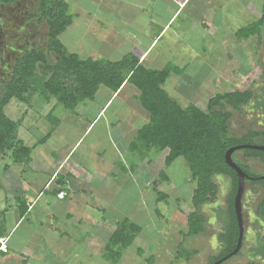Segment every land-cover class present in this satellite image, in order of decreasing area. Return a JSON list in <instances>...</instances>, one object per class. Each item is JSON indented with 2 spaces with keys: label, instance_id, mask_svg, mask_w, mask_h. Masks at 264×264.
Listing matches in <instances>:
<instances>
[{
  "label": "rangeland",
  "instance_id": "rangeland-1",
  "mask_svg": "<svg viewBox=\"0 0 264 264\" xmlns=\"http://www.w3.org/2000/svg\"><path fill=\"white\" fill-rule=\"evenodd\" d=\"M32 1L34 2L35 0H29V2H31L30 6L34 7ZM62 1L68 6V14L73 16V20L74 18L76 20L79 18V21L83 22L84 19H88L85 13L82 15L76 11L82 10V12H88V10H90V0ZM196 1L198 0L194 2ZM194 2L192 8L186 13L183 12V16H197L199 19L204 18L203 23L206 24L208 17L207 10L201 8L196 14L193 12V10H196L194 8ZM263 2L264 0H229L222 6L225 9L223 12L221 6L218 7L216 4L208 6L209 9H211V7L215 9V13L214 11L213 13L209 12V15L213 14V24L214 22L216 23L213 31H217L212 34V38L211 34L204 33L201 27L196 28L195 26L192 28V31H190L192 33L188 35V32H180L177 35L178 38H172V34L168 33L163 38H159L161 40L147 59L146 66L153 67L151 69H161L167 63L175 65L173 63L174 54L185 49L187 42L188 45H191L190 50L192 51H188L186 54L189 57L197 56V59H193L188 67L181 68L183 69L181 75L176 76L171 74L164 85V89L169 96L175 98L180 106L186 107L189 104H194L204 109L207 100L215 93L222 91L231 92L237 89L240 91L250 90L253 93H259V103L264 106V27L261 28L262 33L259 41L256 37H251L246 41H239L238 36H234L236 32H233L236 28L249 25L260 18L262 16L260 14L263 10ZM249 3L253 4L251 5ZM18 10L19 6H15L12 10L8 11V17L14 18L12 23L9 18L7 19L8 21L6 20L10 26H19L16 20L17 16H15ZM21 20L22 25L27 21V19L25 20L23 18H21ZM180 20H183V18ZM79 21V24H77L74 20L71 28H67V31L59 37L68 53H74L82 59L90 57L93 60L101 59L114 62L128 55L135 56L132 45L137 42L136 35L133 36V39H128L124 38L119 32H117V34L115 32H85L83 31L84 27L82 29L83 25ZM30 23L34 25V21H30ZM33 25L32 27L27 25L26 28L28 30L35 28V31H46V27L43 23L40 26L33 27ZM124 32L129 35L132 34L130 31L127 32V30ZM24 33L28 34V37H24L21 40L27 41L26 44L28 46L45 50L49 61L56 60L53 55H50V53L46 51V32H23V34ZM194 34L196 37H194ZM21 40H19V43L24 44ZM230 56L232 61H229ZM138 57L140 61L142 56ZM148 62H153V66ZM13 63L14 57H12L11 54H5L3 56L0 54V78L2 76H7V71L12 68ZM195 87L198 89L194 90ZM94 97V102H90L89 100L85 101L87 104L90 103L88 111L100 108L101 101L104 99L105 94L96 93ZM123 99V95H120L112 105L109 104V111L112 112V110L116 108L121 109L125 107V103L123 104L122 102ZM42 102L43 100L41 101L39 97L35 96L30 101L29 105L11 100L5 108V114L11 120L17 121L19 118L23 117L22 125L18 131V138L25 145L33 146L39 137L46 134L48 127H50L45 117L52 109L55 101L52 100L48 104H43ZM56 107L57 109L61 108L60 110H65L60 112L61 115L55 114L57 112L54 111L56 117L61 118L62 114H69V111L61 106L57 105L55 108ZM251 108L250 106H246L241 113L233 112V117L230 119L229 123L231 134L243 136L247 135L248 128H256L257 130L262 129L258 127L259 125L256 126L257 123L261 121L264 122V116L260 115L261 110ZM126 109L127 114L130 116L128 108ZM76 120V117L63 118L57 129L58 133L61 132L66 139L60 141L57 140L56 135H54L46 145L36 146L33 150L32 158L34 159L36 154H38L39 157H42V162H45L49 160L47 155H53V159L56 160L57 156L64 153L65 150H62V148L71 145L75 138L74 135L82 131L79 129V126H77ZM91 139H93V136ZM124 143L125 142H122V144ZM80 144H78V146ZM83 148L84 147L81 145L75 155L82 152L84 150ZM138 151H140V148L134 149L133 152L135 153L131 152L134 156L129 155V159L135 157L134 159L137 162L132 163L134 166L132 169L138 168L143 172L146 169L149 170L152 176L151 178L153 179L152 182L155 183L154 187L158 192L167 195V201H158L159 203L156 202L157 200L155 201L156 194L153 191L154 187H152V191H150L148 197H146L144 193L142 196V182H140V180H136L137 183L134 185L136 181L132 179L133 177H129L128 175L125 179L124 176L121 177L123 174L119 176L122 171L117 172L113 170L114 176L117 178L116 185L113 179L108 178V180L104 182L107 190L104 188L101 191V197H103V200L105 199L106 206L108 205L105 208L106 212L102 214L106 219L103 221L104 225L102 226L101 234L97 238L90 235L92 230H89L87 227L91 225L90 222H88L89 220H83L81 225H77L76 223L71 224L68 219L62 217L58 218V215L51 211V216H56L55 222L54 219L46 220V217H44V220H41L43 224L48 222L49 225L55 228V233H53V231H42L44 235L43 238L46 240L43 243L45 249H41V242L33 236V242H35L34 245L38 251V257L40 258L39 261L42 264H143L144 258H148L155 250L156 264H170L178 242L176 240V228H179L177 219L179 217L178 213L182 212L181 214L184 215L185 218V216L192 211L190 199L195 184L189 181L190 173L183 158H177L173 162L174 165L168 168L164 165L167 151L158 152L156 150H151L149 153L146 151L140 153L141 151ZM81 155H84V152ZM241 155L242 150L235 152L232 158L237 161ZM88 159L89 157H87V160ZM151 159L153 164L149 166L148 162ZM42 162L36 163V170L34 171L31 164L26 167H20V165L13 164L8 153L0 154V185L2 187V189H0V213H3V209L6 208L8 211L5 218H8V221L4 229L9 226L13 215H15L14 208L20 206L19 200L25 201L23 189L27 188L28 181L32 180L30 186H32L33 183L37 186L42 185L43 175L38 172V168L43 165ZM88 163L89 165L91 164L90 159ZM246 164L251 166L249 170L253 173H257L260 170L257 163L249 164L247 162ZM5 166L9 167L7 171H4ZM136 174L140 176L138 173ZM161 174H163L164 177H162ZM163 179H167V182H163ZM217 179L220 190L217 200H215L217 201L216 204H219V206L212 209L213 205H208L204 206L203 209V214L208 223L207 233L200 236L198 239L195 237L192 243L190 240L186 239L181 247L178 248V251L184 250V252H189L194 249L193 247H196L198 254L192 257L187 264H206L207 256L217 250V243L214 242V244H212L209 240L211 235L209 232L210 229L214 227L212 233H214L215 238H217L219 232L222 230L221 227H223V224L221 218L226 209V200L230 188L228 177L219 176ZM166 186L174 189L171 190L167 188L168 190H165ZM14 189H18L17 191L22 195L15 193L16 191H14ZM4 196L7 197L8 202H6ZM17 196L20 198L17 199ZM100 213L101 212H99V214ZM38 216L41 217V214L39 215V212L37 213L35 211V213L28 215V218L30 219L32 217L35 220ZM72 217L74 218L75 214H73ZM124 219L139 226L140 233L135 235V240L132 245L121 252V259L117 263H112L110 260L103 258V246L114 230L113 224L123 221ZM1 221L2 214L0 215V230L3 227V222ZM27 224L28 222H25L20 227L17 226L18 229L16 228L17 231L11 239L12 242L17 243V241H19L21 234H23V230L25 233L28 232L26 230ZM156 240L160 241L161 244L155 248L154 242ZM21 245L19 246L20 248L23 247ZM138 249L144 253L142 256L136 254V250ZM245 253L246 246L238 256L226 260L223 264H247ZM44 257H46L45 260H43ZM176 264L183 263L180 261Z\"/></svg>",
  "mask_w": 264,
  "mask_h": 264
},
{
  "label": "trees",
  "instance_id": "trees-1",
  "mask_svg": "<svg viewBox=\"0 0 264 264\" xmlns=\"http://www.w3.org/2000/svg\"><path fill=\"white\" fill-rule=\"evenodd\" d=\"M31 17L45 22L46 51L56 60L49 61L45 50L40 48L27 49L16 57L12 68L7 71V76L0 78V154L8 153L13 164L26 167L32 160L36 146L43 145L59 124V119L54 114L55 106L74 111L81 102L92 100L100 88L116 93L123 85L128 84L137 90L136 100L148 117V122L137 130L130 149L140 148V153L151 150L167 151L165 167H169L177 158H183L190 179L195 184L190 199L192 211L186 218L187 231L183 234L184 239L195 238L204 231V218L200 208L214 201L217 196L218 187L213 177L226 175L231 178L232 191L221 218L222 253L211 264L230 254L238 238L234 210L237 176L226 165L224 155L229 148L252 144L256 138L261 139L260 144L264 146L263 133L251 131L244 137H238L229 132V121L233 112L241 113L255 98L253 92L238 89L222 91L209 98L204 109L194 104L182 107L175 98L169 96L164 85L171 74L181 75L183 69L169 63L161 69H151L153 67L146 66V61L140 62L134 55L114 62L82 59L74 53H68L59 37L72 24L73 16L68 14V6L62 0H39L38 11ZM263 27L264 12L257 21L236 32L238 40L246 41L256 37L259 41ZM177 54L181 55L180 52L175 53L174 59ZM35 96L43 100V104L52 100L55 102L45 117L50 125L46 134L39 137L33 146H28L18 138L23 117L13 121L5 114V108L11 100L29 105ZM259 104L257 102L251 109H259ZM242 151L245 157L258 158L264 162V151ZM237 165L247 175L254 176L247 166L239 162ZM4 169L7 170L8 167L5 166ZM161 176L164 177L163 174ZM153 191L157 201L166 199V195L158 192L156 188ZM113 226L114 230L103 246V258L117 263L121 259V252L132 245L140 227L126 219L115 222ZM195 254V250H179L176 260L189 261ZM137 255L142 256L139 249ZM144 262L155 264L153 257H148Z\"/></svg>",
  "mask_w": 264,
  "mask_h": 264
},
{
  "label": "crops",
  "instance_id": "crops-1",
  "mask_svg": "<svg viewBox=\"0 0 264 264\" xmlns=\"http://www.w3.org/2000/svg\"><path fill=\"white\" fill-rule=\"evenodd\" d=\"M194 1L195 0H90V10H88V12H82V10L76 11L77 13H80L82 15H84L85 13L88 19H84L83 22L79 21V18L77 20L74 18V20L76 21L75 23L79 24V21L83 25L82 29L84 27L83 31L85 32H115L116 34L117 32H119L124 38L128 39H133V36L136 35L137 42L136 44L133 43L132 49L135 53V56H142L140 62H145L150 57V54L152 53L155 46L160 42L161 39L159 38H163L168 33L172 34V38H178L177 35L180 32H188V35L192 33L190 31H192V28H194V26L196 28L201 27V30L204 33L211 34V38L212 34H214V32H217L213 31L214 26H216L215 22L213 24V14L209 15V12L213 13L215 9H213L212 7L211 9H209L208 6L216 4L218 7H222L229 0ZM193 2L194 8L197 10H193V12H195L196 14L201 8L207 10L208 17L206 24L203 23L204 18L199 19L197 16H183V12L186 13L190 8H192ZM0 3H6L12 8L15 6H19L20 10H22L21 17L23 19L26 20L30 17L35 21L34 26H40L43 23L46 27L45 22H40L36 18L31 17L33 13H36L38 11L39 0H35L33 2L34 7L30 6L31 2H29V0H0ZM249 4L252 5L253 3ZM252 7L255 8L254 6ZM224 10L225 9L222 7V12ZM263 12L264 11L262 10L260 15H262ZM181 18H183V20H180ZM72 24L68 27V29L71 28ZM241 28L243 27H238L233 32H237ZM32 30L33 32H47V27L46 31H35V28ZM125 30H127V32L130 31V33L132 34L129 35L125 33ZM65 31H67V29ZM234 36H236V33H234ZM194 37H196L195 34ZM190 49L191 45H188V43L186 42L185 49L180 51L181 55L178 56L177 54L175 59H173V63L177 67H188L193 59H197V56L189 57L186 54L188 53V51H192ZM230 60L232 61L231 56L229 61ZM153 62L148 63L153 64ZM131 87L128 84L123 85L122 88L116 93H112L106 88H100L97 93L105 94L104 99H102L101 101L100 108L88 111L90 103L87 104L84 101L81 102L74 109V111H69L68 115L62 114L61 118H58L59 124H61L63 118L67 119V117H76L77 126H79V129L82 131L78 132L77 135H74L75 138L72 141L71 145L67 147L64 145L65 148H62V150H65L64 153L60 154V156H57L56 160L53 159V155H47L49 160L45 162H42V157H39L38 154H36V157H34L35 160L32 158L29 164L32 165V169L34 171L36 170L35 166L37 162L43 163V165L38 168V172L43 175L42 185L37 186L33 183V185L30 186L32 180L28 181L27 188L23 189L25 201L19 200L20 206H16L14 208L15 215H13L9 226H7L5 229L4 226L8 221V218L5 219L6 214H8L7 208L3 209V213H0V215L2 214L1 222H3V227L0 230V246L5 245L6 248V252H2L0 250V264H42L39 261L40 258L38 257V251L34 245L35 242H33V236L36 237V239H39V241L41 242V249H45L43 243L46 240H44L43 238L44 235L42 234V231H53V233H55V228L54 226L49 225L48 222H46V224H43L41 220H44V217H46V220L54 219L55 222L56 216H51L52 212L54 214H57L58 218L62 217L64 219H68L71 224L76 223L77 225H81L83 220H89L88 222H90L91 225L87 227L89 228V230H92V233L90 235H93L95 236V238H97L101 234L102 226L104 225L103 221L104 219H106V217H104L102 214L106 212L105 208L108 206H106L105 199L103 200V197H101V191L104 188L105 190H107L104 182L108 180V178L113 179L115 181L114 184L116 185L117 178L114 176L113 170L117 172L122 171L119 176L123 174L121 175V177L124 176L125 179L129 175V177H133L132 179L134 181L140 180V182H142V187L140 186L142 190V196L143 193L146 197L149 196L150 191H152V187H154L155 185V183L152 182L153 179L151 178L152 176L149 170L146 169L143 172L138 168L132 169L134 167L132 163L137 162L134 159L135 157H131V159H129V155L134 156V154H131L133 150L130 149V144L134 141L137 130L148 122L146 112L139 106L136 100L138 92L134 87ZM197 89L198 88L195 87L194 90ZM120 95H123L124 99L122 100V102L123 104L125 103L126 106L121 109L116 108L112 110V112H110L109 104L112 105L113 102L120 97ZM253 95L255 98L250 101L247 107H252L255 105V103L257 104V102L259 104V93H253ZM255 99H257V101ZM94 100L95 97L89 101L94 102ZM132 104H134L135 106ZM259 105L260 108L258 110H261L260 115L264 116V106H262L261 104ZM126 108H128L130 116L127 114ZM60 109L61 108L57 109L56 107L55 111L57 113L55 114L61 115L60 112L65 111ZM59 124L52 132L48 140L44 143L45 145L48 143V141L51 140L54 135H56L57 140L63 141L66 139V137H64L61 132L58 133L57 128L59 127ZM257 125H259L258 127L262 129L257 130L255 128L250 130L264 134V122L261 121L257 123L256 126ZM92 136L93 139H91ZM122 142L125 143L122 144ZM261 142V139L258 138L254 140L255 145H257V143L260 144ZM44 144L40 146H44ZM78 144L80 145L78 146ZM81 145L84 147V150L75 155ZM83 152L84 155H81ZM242 155H244V153ZM87 157H89L90 159V165L88 163L89 159L87 160ZM246 163L244 162V165L250 168L251 166ZM148 164L149 166L153 164L152 159L148 162ZM173 165L174 163H172L170 166L172 167ZM7 170L4 169V171ZM136 173H138L140 176H138ZM219 176L226 175H217L213 177L214 183L218 187L217 196L219 195L220 190L217 179ZM137 181L134 185H136ZM164 181L167 182V179H163V182ZM189 181L193 183L191 179H189ZM228 182L230 185L228 194H230L232 191V180L230 177H228ZM167 188L168 186H166L165 190L174 189ZM0 189H2V187H0ZM17 190L18 189H14V191H16L15 193L22 195ZM58 194H64L62 199L57 198ZM217 196L215 198L216 200ZM4 197L6 202H8L7 197ZM16 198L19 199L20 197L17 196ZM167 199L168 197L165 199V201H167ZM215 199L211 203L203 205L200 208V213L204 218V231L201 235L196 237V239L207 233L206 230L208 229V223L206 221L205 215L203 214V209L204 206L208 205H213L212 209H214V207H218L219 204H216L217 201ZM156 202L159 203L158 201ZM35 211L37 213L39 212V215L41 214V217L38 216L40 220L38 219V217H36L35 220L32 217L30 219L28 218V215H30L31 213H35ZM99 212H101V215L99 214ZM181 213L182 212L178 213L179 217L177 218L179 228H176V240L178 242L176 244V250L174 251V256L170 264H176L180 261L183 264H187L192 259L191 258L189 261L176 260L178 248H180L186 240L183 238V234H185L187 231L186 218L188 214L184 218V215H182ZM73 214H75L74 218L72 217ZM25 222H28V224L26 225V230L28 232L25 233L23 230V234H21L19 241H17V243L12 242L11 239L16 233L18 227H20ZM221 228L222 230L219 232L217 238H215V234L212 233L214 227L210 229L209 234L211 235L209 240L212 244H214V242L217 243V250L207 256L206 264H211L212 260L216 259V257L220 256L222 253V243L220 241V238L223 234V227ZM249 232L250 231L247 230L248 238L246 242H243L244 247L246 246V251L253 246V244L251 243L253 238L249 236ZM187 239L190 240L191 243L192 240H194V238ZM160 244L161 242L156 240L154 242L155 248ZM20 245L23 247L20 248ZM193 248L194 249L192 250L196 251V254L193 255L194 257L198 254V251L196 250V247ZM155 252L156 250L148 257H153L154 263L156 264ZM259 253L261 255L260 257L264 259V250L262 249ZM143 254L144 253L142 252V255ZM45 258L46 257H44L43 260H45ZM146 259L147 258H144L143 264L145 263L144 261ZM258 260L260 259L258 258ZM258 260L253 262L256 264H264L262 260ZM247 264H249V262H247Z\"/></svg>",
  "mask_w": 264,
  "mask_h": 264
},
{
  "label": "flooded vegetation",
  "instance_id": "flooded-vegetation-1",
  "mask_svg": "<svg viewBox=\"0 0 264 264\" xmlns=\"http://www.w3.org/2000/svg\"><path fill=\"white\" fill-rule=\"evenodd\" d=\"M12 9L13 8L10 7L8 4L0 3V54L2 56L5 54H11V56L14 57L15 60L16 57L20 56L24 50L33 48L32 46H28L26 44L27 41L21 39L24 37H28L27 36L28 34L26 33L23 34V32H33V30H28L26 26L30 25L32 27L33 24H31L30 21H34V20L29 17L27 18V21H25L24 25H22L21 24L22 10H20L19 8L18 12L15 13V16H17L16 20L19 26L16 25L10 26L7 23L8 21L7 19L9 18L11 23L14 21L13 17H8L9 14L8 11ZM19 40H21L24 44H20ZM249 132H251L250 128L247 129V134ZM244 136L245 135L239 137H244ZM240 145H246V144H240ZM247 145H255V144L254 142H252V144H247ZM257 145L263 146L258 143ZM234 154L235 152L232 154V156ZM232 160L236 164L237 161L241 162L242 164H244V161L248 162L249 164L257 163L260 167V170L257 173L252 172L254 176H250L246 174V178L244 179V190L241 198L242 200L241 211H242L245 235L243 236L242 247L239 251V254L244 248L243 242L244 241L246 242L248 238L247 230H249L250 231L249 236L253 238L251 242L253 246L249 248L245 253L247 262L251 263L253 261H257L258 258L260 259L258 261L262 260L264 262V259L260 257L261 255L259 253L262 249L264 250V162L261 159L253 158V157H245L244 155H241V157L237 159V161L234 160L233 158ZM239 254H236L235 256H238ZM224 262L220 264H223Z\"/></svg>",
  "mask_w": 264,
  "mask_h": 264
},
{
  "label": "water",
  "instance_id": "water-1",
  "mask_svg": "<svg viewBox=\"0 0 264 264\" xmlns=\"http://www.w3.org/2000/svg\"><path fill=\"white\" fill-rule=\"evenodd\" d=\"M242 149H251V150H257V151H264V146H257V145H240V146H234L229 148L224 155L225 163L228 167H230L237 176V188L236 193L234 197V210L236 214L237 219V226H238V238L237 243L234 248V250L226 255L225 257L221 258L220 260L216 261L213 264H220L231 257H234L241 249L243 236H244V224H243V218H242V211H241V198L244 190V179L246 178V173L242 171V169L232 160V154L238 150ZM232 186V184H231Z\"/></svg>",
  "mask_w": 264,
  "mask_h": 264
},
{
  "label": "clouds",
  "instance_id": "clouds-1",
  "mask_svg": "<svg viewBox=\"0 0 264 264\" xmlns=\"http://www.w3.org/2000/svg\"><path fill=\"white\" fill-rule=\"evenodd\" d=\"M58 195H59V194H58ZM63 196H64V194H63ZM57 198H60V197L57 196ZM60 199H62V198H60ZM0 250H1L2 252H6L5 245L0 246Z\"/></svg>",
  "mask_w": 264,
  "mask_h": 264
},
{
  "label": "built area",
  "instance_id": "built-area-1",
  "mask_svg": "<svg viewBox=\"0 0 264 264\" xmlns=\"http://www.w3.org/2000/svg\"><path fill=\"white\" fill-rule=\"evenodd\" d=\"M58 197L62 198L63 197V194H59Z\"/></svg>",
  "mask_w": 264,
  "mask_h": 264
}]
</instances>
